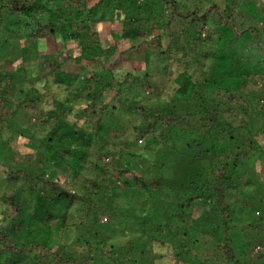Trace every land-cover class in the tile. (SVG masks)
Instances as JSON below:
<instances>
[{
    "label": "trees",
    "instance_id": "16d2710c",
    "mask_svg": "<svg viewBox=\"0 0 264 264\" xmlns=\"http://www.w3.org/2000/svg\"><path fill=\"white\" fill-rule=\"evenodd\" d=\"M55 1L67 0L0 1V49L16 34L55 41L49 59L36 64L48 89L43 103L50 107L39 106L36 87L27 89L34 78L27 70L35 75L37 69L21 64L14 77L4 65L0 72V122L22 110L45 131L21 127L16 133L44 149L12 147V163L0 165V208L6 207L0 264H158L161 258L169 264H255L236 255L229 231L244 224L264 236V154L260 167L251 159L264 153L258 140L264 123L252 131L264 117V0L203 7L194 0L188 8L180 0H100L96 6L117 10L123 25L111 31L108 46L97 19L82 21L64 3L53 7ZM124 40L129 47H120ZM134 54L141 65L127 66L125 55ZM159 60L169 63L164 74L177 83L169 99L164 87L173 82L161 83V71L149 67L158 68ZM149 135L153 145L137 147V139L146 142ZM176 148L186 170L174 173V188L164 173L166 160L153 154ZM142 149L148 154H137ZM198 165L203 172H196ZM240 166L257 173L254 197L244 191L248 176ZM101 204L123 220L132 210L146 242L121 243L105 234L97 220ZM197 206L202 219L191 218ZM249 208L248 219L234 223L236 212L245 216ZM25 209L31 222L19 244L11 232L21 229ZM157 211L172 212L179 222L164 226ZM250 242L253 255L261 249L253 259L264 258V242Z\"/></svg>",
    "mask_w": 264,
    "mask_h": 264
},
{
    "label": "rangeland",
    "instance_id": "374dc122",
    "mask_svg": "<svg viewBox=\"0 0 264 264\" xmlns=\"http://www.w3.org/2000/svg\"><path fill=\"white\" fill-rule=\"evenodd\" d=\"M1 1V0H0ZM82 2L79 5H76V3L69 1H64L62 3H64V8H69L72 9L73 12L77 11V15L76 18H80V20L82 21H88L87 17H94L95 19H97V29L100 32V39L102 40L104 46H108L109 43L112 41V37H111V31L116 28L118 31L119 29H122L123 25H121V22L119 21L121 14H119V12L117 10H113V8L108 7L107 9L104 6H96L100 0H81ZM180 2L182 4L185 5V7L187 6L190 7L191 5L194 4V0H180ZM218 3V4H223L224 0H202L200 2L201 6L203 7L204 5H208L210 3ZM62 3L60 2H53V7H58L59 5H61ZM71 3V4H70ZM59 4V5H58ZM96 6V7H94ZM103 9H106L105 11H103ZM70 10V11H72ZM37 14L41 15V12H36ZM35 13V14H36ZM36 14V15H37ZM89 22V21H88ZM62 36H57V41H61ZM55 41L53 38H49V39H40V40H29L28 38H21L18 34L16 35H12V38L10 41L4 42V48L0 49V72H2L4 69H2V67L5 65L7 70L13 71L14 77H16V72L17 69H21V64H23V66L29 65L32 68L37 69V72L34 73L35 75L32 74L31 69L27 70V76L28 77H32L34 76L32 82L27 84V89L32 87H36L38 90V96H41L38 104L40 107L46 108V107H50L51 105L46 103H43L44 97L45 99L48 98L47 92L48 89L46 87H44V85H42L40 83V78L42 79V76L40 74L41 71H39V69L37 68L36 64L41 61V60H46L49 59L48 55L50 53H53V51H51L52 46L54 45ZM68 45L72 46V43L70 42ZM130 46V42L127 40H124L120 43V47L121 48H125V47H129ZM133 56V57H131ZM53 60V57H51ZM51 60V59H50ZM132 61L134 63V65L140 66L141 63L140 61H142L141 59H139V57L134 54V55H125V64L127 66H132ZM157 61V60H156ZM7 63V64H5ZM156 64H158V68H154L151 64L149 65L150 69H152L153 71H161L156 78L160 79L161 83H164V80H168V81H172L173 83H170L167 87H164V93H163V98L164 99H169L174 92L176 91V86L177 83L174 82L172 79H170L169 75H165L164 74V70L165 68L168 66L169 63H167V61H163V60H159L158 62H155ZM29 66H26V68L28 69ZM144 66V65H142ZM139 67V68H142ZM158 71V72H159ZM39 73V74H38ZM40 75V76H39ZM17 79V78H16ZM54 91H56L53 88H50V93H53ZM26 95L28 93H25ZM44 104V105H43ZM39 110V109H38ZM37 110V111H38ZM257 109H254V111H256ZM39 120L36 116H27L26 114L23 115L22 114V110H18L14 116H11L9 119H5L4 121L0 122V165L1 167H7L8 165H10L12 163L11 159H10V155L12 154V147L15 149V147H18L20 151H22L23 153H28L31 152L35 149L38 150H42L44 149L43 143H36L34 141H31L28 137H23L22 135L16 133V131H18L19 129L24 128V127H28L30 126L31 131H36V129H38V131L41 132H45L43 128H39V127H33L32 125L34 123H37ZM33 123V124H31ZM264 123V117L262 119H257V122L254 123L252 125V131L256 132L257 129ZM127 125V124H126ZM131 124L127 125L128 127H130ZM120 129L122 128L119 127ZM125 128V127H124ZM13 137V138H12ZM134 137H136V135H134ZM147 137V135H146ZM146 137L144 139H146ZM10 138L14 139L13 141L10 140V142L8 141ZM151 135H149L148 139L144 140L145 146H150L153 145V141L150 139ZM140 138L137 139L138 144L137 147H143V142L141 143L139 141ZM258 140L260 141V144L263 145L264 148V137H258ZM156 149L157 147L154 145L153 149ZM182 153L180 150H178V148L170 151H163L160 153L157 152L155 154H153L154 158H160L163 160H166L167 163H165L164 161V165L163 168L166 167L165 169V175L168 179H170L171 185L172 187L176 188L179 184V181L177 179H173V175L174 173L176 175L180 174L181 172L186 170V165L182 162H177L180 159V156L177 155L178 153ZM148 152H145L144 149H142V151L137 154H144ZM264 154L263 152H260L259 154L255 155L254 157H252L251 159H253L254 164H257L258 167H260L261 165V161L262 159H259V155ZM146 155V154H145ZM152 156V157H153ZM158 156V157H157ZM262 157H264V155H261ZM154 162V159H153ZM253 162H251L250 160L248 161V164L252 167L254 166ZM191 170V166L188 167ZM187 168V170H188ZM200 171L203 172V166L202 165H198L196 168V172ZM239 172L245 171L247 173L248 179H247V184L248 186L246 187V189L244 190L248 195L250 194V196L254 197L255 192H257V186L258 183L255 182L257 180V173H253L251 172L250 169H248L245 166H240L238 168ZM255 175V176H254ZM4 174L1 172L0 173V193L3 191V184H4ZM167 194H169L168 190L166 189ZM261 197V196H260ZM256 199H259V197H255ZM262 198V197H261ZM174 199V198H173ZM184 199V197H178L176 196L174 200L178 201ZM170 198H169V205L170 208L172 210H174L176 207L170 203ZM176 205V203H175ZM239 205H243V203L241 202ZM128 207V209H130L131 207L129 206V204L126 206ZM98 209H101L98 215V222L103 226L102 230L105 234H109L111 235L110 237L115 239L118 242H125L126 240L129 241L131 239H136V241L139 242H146L147 240V236L144 234V226L142 225L141 221L136 219L133 216V211L131 210V212L127 213V219L123 220L124 218H118V217H113L112 215V211L111 210H106L104 212V208H105V204H101L100 206L98 205L97 207ZM247 208V207H245ZM6 207H1L0 208V222L2 219V215H4L3 213H5L6 211ZM239 210V209H238ZM30 209L28 210H24L21 213L19 222L21 224V229L18 231H13L11 232L12 237L19 241V244H23L25 242L26 236H27V227L28 225H30L31 222V213H30ZM169 211V210H168ZM160 212L157 211L158 215L155 217L156 220L161 223L164 226H168L170 224H175L176 222H179V220H177V218L173 217L171 214L172 212ZM8 211L6 214L9 215ZM148 211L144 212L143 215L147 216L148 215ZM244 212H246L245 216L243 215V213L241 214V211H237L236 214L233 216V220L234 223L235 221L238 220H243V222H245L249 216L250 213V208L249 209H245ZM140 215L143 213L142 211L139 210ZM153 211L149 213L150 217L147 218L148 222H151V217H153ZM204 215L203 212V208L201 206H197L195 208V211L191 214V218L194 217V219L198 218V219H202ZM130 221V222H128ZM250 222V219H249ZM248 222V223H249ZM122 223V224H121ZM151 225V223H149ZM2 225V224H1ZM150 225L148 227H150ZM109 231H113V232H108ZM94 231V232H93ZM91 233V236H95V230H93ZM120 232H123V234H120ZM231 237H232V244H233V248L235 249L236 255L239 258H244L246 257L248 260L247 262H252L255 264H264V258H259L258 257V253L256 251H261V249H259V246L256 247V250L254 251V255L250 252L251 248H250V241L253 238H257L260 239L264 242V236L263 235H258V234H253L250 232L249 228L242 224L238 227H233L230 231H229ZM83 235L78 234L77 238L78 239H83ZM92 242H94L95 240L92 239ZM258 254L256 256V259H253L254 256ZM264 254V252H263ZM158 264H169V259L168 258H161V260H159ZM203 264V263H202Z\"/></svg>",
    "mask_w": 264,
    "mask_h": 264
},
{
    "label": "clouds",
    "instance_id": "9594fccd",
    "mask_svg": "<svg viewBox=\"0 0 264 264\" xmlns=\"http://www.w3.org/2000/svg\"><path fill=\"white\" fill-rule=\"evenodd\" d=\"M139 141H140L141 143L143 142V144H144V138L141 137V138L139 139Z\"/></svg>",
    "mask_w": 264,
    "mask_h": 264
}]
</instances>
